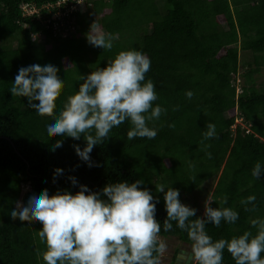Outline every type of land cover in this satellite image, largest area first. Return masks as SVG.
<instances>
[{"label":"trees","instance_id":"trees-1","mask_svg":"<svg viewBox=\"0 0 264 264\" xmlns=\"http://www.w3.org/2000/svg\"><path fill=\"white\" fill-rule=\"evenodd\" d=\"M60 1L0 0V138L11 139L30 164L7 140L0 139V264H44L40 254L46 246L37 233L42 224L13 220L10 215L18 210L17 202L27 206L30 195L44 189L50 196L58 190L75 195L83 185L100 193L108 184L143 180L141 187L160 201L156 212L159 236L189 244L187 233L175 222L172 230H163L164 193L156 191V184L164 185L165 192L170 187L179 190L183 203L185 196L215 180L211 207L232 208L239 219L234 224L222 221L219 228L209 223L207 234L213 241L230 240L245 231L255 236L251 220L264 218V175L256 180L251 174L257 162L264 164V86L258 88L255 81L264 70V0H85L95 19L71 13L62 32L37 16L23 14V5H32L51 18ZM76 3L69 0L61 11ZM49 5L56 7L48 9L50 14L43 9ZM95 22L100 33L116 37L110 51L87 42L86 33ZM72 28L76 32L71 33ZM66 30L68 36H64ZM14 38L15 48L2 45ZM133 49L150 59L145 81L155 83L158 99L154 106L166 112L148 122L157 130L154 139L128 140V121L113 128L93 148V166L89 167L75 152L76 145L86 147L83 134L80 140L49 136L46 124L55 119L67 97L79 90L83 83L79 76L105 68L119 52ZM240 52L253 55L242 77L241 93L236 85ZM33 64L55 66L63 80L52 116H39L26 97L10 92L18 70ZM189 91L191 99L186 96ZM238 120L247 129L237 126L235 130ZM208 123L215 125L217 138L204 139ZM58 140L63 146L52 151ZM55 169H63V175L53 182ZM69 177L76 179L75 186ZM250 195L256 196L255 210L249 204L245 211L241 200ZM203 216L197 213L192 219ZM223 264H235L226 249Z\"/></svg>","mask_w":264,"mask_h":264},{"label":"clouds","instance_id":"clouds-1","mask_svg":"<svg viewBox=\"0 0 264 264\" xmlns=\"http://www.w3.org/2000/svg\"><path fill=\"white\" fill-rule=\"evenodd\" d=\"M115 39L112 34L100 33L96 22L86 33L87 42L103 50L110 51ZM150 67V59L133 49L119 52L105 68H98L86 77L79 76L83 81L79 90L67 97L55 119L46 124V133L75 140H80L83 134L86 147L76 145L75 152L89 167L93 166L90 157L93 148L125 121L131 125L128 140L154 139L157 130L149 127L148 122L159 119L166 109L154 106L158 99L155 83L151 79L145 81ZM57 72L51 64L21 67L10 92L14 97H26L28 106L39 116H52L55 98L63 84ZM186 96L191 99L193 93L189 91ZM206 129L205 140L217 138L214 124L208 123ZM62 146L63 141L58 140L52 151ZM208 156L211 158V153ZM251 174L256 180L264 175V164L257 162ZM61 175L63 169H55L53 182ZM69 179L74 186L77 184L74 177ZM143 184V180L108 184L100 193L81 185L75 195L58 190L50 196L44 189L38 194L33 192L27 206L17 202L18 210L10 215L13 220L31 219L42 224L37 233L46 246L40 254L44 264H161L168 245L159 238L161 224L156 212L160 201L149 189L142 188ZM165 189L164 185L156 184V191L164 193L167 216L163 230H172L175 222L177 228L187 233L191 246L183 254L185 264H223L225 249L235 264H264V218L251 220V226L257 230L255 236L245 231L230 240L213 241L206 225L211 223L219 228L222 221L234 224L239 213L229 207L213 208L208 198L203 218L192 219L197 210L180 201L179 190L170 187L165 192ZM255 201L256 196L250 195L241 204L245 205V211L249 210L247 205H253L254 211ZM224 202L227 203L226 197Z\"/></svg>","mask_w":264,"mask_h":264},{"label":"rangeland","instance_id":"rangeland-1","mask_svg":"<svg viewBox=\"0 0 264 264\" xmlns=\"http://www.w3.org/2000/svg\"><path fill=\"white\" fill-rule=\"evenodd\" d=\"M159 5L162 6L163 3L159 1ZM43 9L47 10V13L50 14V11L44 7ZM42 10H40L41 12ZM77 11L84 15L89 16L91 19H95V16L92 13H89L85 7V0H77V3L67 12L68 15L71 13H77ZM26 15H32L33 13L29 10L25 11ZM42 15V13H41ZM31 17V16H30ZM41 17V16H40ZM79 16H75L77 20ZM42 20H44L45 24H48L47 20L49 18H45L44 16L41 17ZM47 21V22H46ZM57 29V28H56ZM58 31V30H57ZM76 32L74 28L71 29V33ZM64 36H68L67 31L65 32ZM2 45L5 46H12L16 47L15 38L14 40H11L8 43H2ZM253 63V55L250 52H240L239 54V73L236 76L237 77V88L238 92L241 93L243 88V75L248 70L249 64ZM256 85L258 88H261L264 86V70L256 77L255 79ZM237 126H242L244 128L243 121L238 120L236 121V124L234 125V129L236 130ZM216 184V181H208L206 182L200 191L193 193L192 195H187L183 198V204L188 205L192 208H195L197 210V213H199L201 216L204 215V205L205 201L210 198L211 201V195L214 190V186ZM160 240L162 242H165L168 245V251L164 254V256L161 258V264H185V260L183 257V254L185 252L190 251L191 243L185 244L182 241H180L177 237H160ZM178 259V262L176 260ZM195 264V262H193Z\"/></svg>","mask_w":264,"mask_h":264},{"label":"built area","instance_id":"built-area-1","mask_svg":"<svg viewBox=\"0 0 264 264\" xmlns=\"http://www.w3.org/2000/svg\"><path fill=\"white\" fill-rule=\"evenodd\" d=\"M68 1L69 0H62V1L58 2L57 5H56V7L58 8V11L53 13V16L51 18H49V20H47L48 22L46 21L48 24H52L54 29L58 30L59 32H62L63 29L65 28V21L64 20L66 19L67 16H69L67 14V12L74 6V5L71 6V8L68 9L67 11H65V12L61 11V7L62 6L67 8ZM56 7L50 6V5L46 6V8L49 9V10H53V8H56ZM22 10H23L24 14H25L26 10H29L30 12L33 13L32 15H27V16H35L36 15L38 19H40L42 17L40 9H37L35 6L23 5ZM50 13H52V11H50ZM244 129H247L246 126H244ZM246 133L247 134L249 133L248 130H246ZM24 190L28 191V186H25Z\"/></svg>","mask_w":264,"mask_h":264},{"label":"water","instance_id":"water-1","mask_svg":"<svg viewBox=\"0 0 264 264\" xmlns=\"http://www.w3.org/2000/svg\"><path fill=\"white\" fill-rule=\"evenodd\" d=\"M0 139H5L7 140L14 148L16 154L30 167L29 162L22 156V154L18 151V149L16 148V145L12 142L11 139L7 138V137H1Z\"/></svg>","mask_w":264,"mask_h":264},{"label":"flooded vegetation","instance_id":"flooded-vegetation-1","mask_svg":"<svg viewBox=\"0 0 264 264\" xmlns=\"http://www.w3.org/2000/svg\"><path fill=\"white\" fill-rule=\"evenodd\" d=\"M176 262H178V259L176 260Z\"/></svg>","mask_w":264,"mask_h":264}]
</instances>
